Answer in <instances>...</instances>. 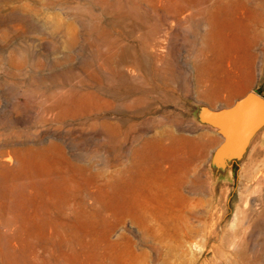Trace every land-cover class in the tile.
Returning a JSON list of instances; mask_svg holds the SVG:
<instances>
[{
	"label": "rangeland",
	"instance_id": "1",
	"mask_svg": "<svg viewBox=\"0 0 264 264\" xmlns=\"http://www.w3.org/2000/svg\"><path fill=\"white\" fill-rule=\"evenodd\" d=\"M218 1L0 0V155L37 148L47 162L109 172L164 132L208 139L199 192L156 234L129 217L113 222L117 245L99 243L107 264H123L129 241L136 257L127 264H264V138L231 179L212 183L208 163L222 138L195 121L199 105L264 97V37L249 45L233 27L244 11H214ZM97 194L76 179L71 217L81 201L96 207Z\"/></svg>",
	"mask_w": 264,
	"mask_h": 264
},
{
	"label": "bare ground",
	"instance_id": "2",
	"mask_svg": "<svg viewBox=\"0 0 264 264\" xmlns=\"http://www.w3.org/2000/svg\"><path fill=\"white\" fill-rule=\"evenodd\" d=\"M237 5L245 17L233 27L252 45L264 37V0H219L213 10ZM207 140L164 132L145 140L130 164L109 172L64 157L47 162L37 148L4 152L0 155H6L0 160V264H58L65 253L71 254L73 264H107L99 243L103 240L115 248L117 243L109 239L113 222L129 217L156 234L167 213L182 210L189 202L187 194L199 192L203 181L197 163L204 157ZM12 161L14 166L8 164ZM76 179L98 189V203L89 209L81 201L71 217L69 193ZM179 219L186 221L183 214ZM100 229L102 234L93 236ZM128 250L123 264L136 257L131 241Z\"/></svg>",
	"mask_w": 264,
	"mask_h": 264
},
{
	"label": "water",
	"instance_id": "3",
	"mask_svg": "<svg viewBox=\"0 0 264 264\" xmlns=\"http://www.w3.org/2000/svg\"><path fill=\"white\" fill-rule=\"evenodd\" d=\"M195 121L222 138L208 163L212 183L231 179L235 166L244 158L256 135L261 132L264 138V97L248 92L230 107L211 109L199 105Z\"/></svg>",
	"mask_w": 264,
	"mask_h": 264
}]
</instances>
